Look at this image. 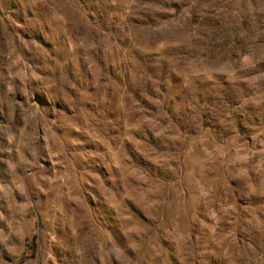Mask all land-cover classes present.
Here are the masks:
<instances>
[{"label": "rangeland", "instance_id": "rangeland-1", "mask_svg": "<svg viewBox=\"0 0 264 264\" xmlns=\"http://www.w3.org/2000/svg\"><path fill=\"white\" fill-rule=\"evenodd\" d=\"M0 264H264V0H0Z\"/></svg>", "mask_w": 264, "mask_h": 264}]
</instances>
